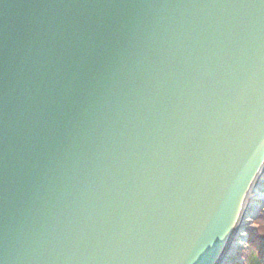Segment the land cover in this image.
I'll use <instances>...</instances> for the list:
<instances>
[{"label":"water","instance_id":"95a60500","mask_svg":"<svg viewBox=\"0 0 264 264\" xmlns=\"http://www.w3.org/2000/svg\"><path fill=\"white\" fill-rule=\"evenodd\" d=\"M263 172L264 0H0V264H223Z\"/></svg>","mask_w":264,"mask_h":264},{"label":"bare ground","instance_id":"6f19581e","mask_svg":"<svg viewBox=\"0 0 264 264\" xmlns=\"http://www.w3.org/2000/svg\"><path fill=\"white\" fill-rule=\"evenodd\" d=\"M262 205H264V172L261 173L256 188L251 195L241 230L230 245L223 264H228L231 260L238 259L242 255L246 235L252 229V221Z\"/></svg>","mask_w":264,"mask_h":264},{"label":"trees","instance_id":"16d2710c","mask_svg":"<svg viewBox=\"0 0 264 264\" xmlns=\"http://www.w3.org/2000/svg\"><path fill=\"white\" fill-rule=\"evenodd\" d=\"M257 232L250 234L244 264H264V212L256 221Z\"/></svg>","mask_w":264,"mask_h":264},{"label":"rangeland","instance_id":"374dc122","mask_svg":"<svg viewBox=\"0 0 264 264\" xmlns=\"http://www.w3.org/2000/svg\"><path fill=\"white\" fill-rule=\"evenodd\" d=\"M264 212V205L260 208V210L257 212V214L255 215L253 221H252V229L248 231L246 238H245V245H244V249L242 251V255L238 258V259H234L231 263L228 264H243L245 262V257L247 255V241H248V237L250 236V234H254L257 232L258 226L256 225V221L259 219V217L262 216Z\"/></svg>","mask_w":264,"mask_h":264}]
</instances>
